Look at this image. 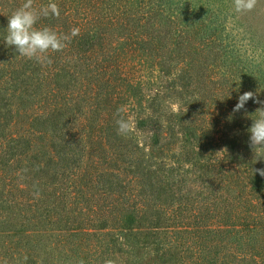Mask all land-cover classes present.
I'll use <instances>...</instances> for the list:
<instances>
[{"label": "trees", "instance_id": "obj_1", "mask_svg": "<svg viewBox=\"0 0 264 264\" xmlns=\"http://www.w3.org/2000/svg\"><path fill=\"white\" fill-rule=\"evenodd\" d=\"M164 9L124 26L144 19L147 32L165 20L161 81L146 94L105 26L80 31L41 65L8 47L0 25V264H264V177L253 173L264 152L249 146L261 105L215 119L245 92L264 101V69L235 55L218 22L199 34L198 13ZM71 22L60 10L35 27L70 34ZM104 92L110 105L94 119L101 109L79 100ZM214 124L220 137L206 138ZM78 237L84 261L65 249Z\"/></svg>", "mask_w": 264, "mask_h": 264}, {"label": "rangeland", "instance_id": "obj_2", "mask_svg": "<svg viewBox=\"0 0 264 264\" xmlns=\"http://www.w3.org/2000/svg\"><path fill=\"white\" fill-rule=\"evenodd\" d=\"M25 2L26 0H0V25L7 24L8 18L12 13ZM49 2L50 0H34V6H44ZM51 2L56 3L60 10L68 11L71 15L73 21V23H70L71 29L79 28L80 31H84L99 25L100 27L105 26L110 29V33L114 32L115 38L111 37L112 41L117 40L120 45L124 46L119 51V56H127V64H125L126 66L123 69L131 74V76L137 77V79L140 77L145 79L146 84H143V87H145H140L145 94L148 92V89H146L147 85L154 87L153 81H161V63L165 61L164 56L167 57V55H161L162 47L165 45V39L162 35L165 32L163 28H158V24L161 26V24L165 23V20L162 17H158L154 20L156 27H148L147 32H144L143 28L144 19H141L137 23L131 22L129 24V30L131 25L134 26L132 32H129V30L125 31L124 26L129 22V19L145 18L146 12L151 9L157 10L159 5L165 7L162 11L166 16H171V11L173 12L178 6L184 8V10L187 9L190 12L198 13L201 16L200 19L202 18L203 21L197 27L199 34L205 31L204 26L206 24L210 26L213 22H218V27L222 28L223 34L227 36V41L231 44L232 50L236 52L235 55L242 57L245 62L250 63L253 69H264V0H256L251 10L243 12L235 11L234 0H51ZM123 11L128 14H124ZM43 19L41 18L40 21ZM62 23H65L64 18L52 25L60 26ZM64 33L66 34L67 32L64 31ZM2 36L3 34L0 31L1 39H3ZM124 36H127V39H121ZM150 36H153L154 39H151ZM196 36L198 39L196 44L202 49L203 44H200L201 38L199 35ZM200 61L202 60L200 59ZM213 69L216 68L213 66L209 67L207 72L210 78L215 79L216 75L212 74ZM124 88L126 91L127 88ZM125 99H121V101L124 102ZM79 101L82 105L89 104L101 109V112L94 113V119H102L103 115H105L103 111L110 105L106 92L94 99L92 98V93L86 94ZM173 103H175L173 105L174 110H177L179 102ZM230 103L234 102H231V100L226 102L225 110L222 111L220 118L215 116L217 124L223 119L224 112L229 116L233 111L230 108ZM123 108L130 115V121H133L130 104L126 105L124 102ZM209 111L213 113L214 109H210ZM106 115L108 114L106 113ZM25 117L27 119V115L24 113L22 119ZM197 123H199L198 129L200 130V120ZM92 125L94 126L95 124L93 123ZM207 125L206 123L205 128ZM215 125L211 126L212 133L206 135V138L211 137V135L215 139L220 137L218 132L220 131L218 130L220 126ZM132 127H135L134 123ZM138 136L139 139L142 138V135L139 133ZM258 168L264 169L260 166ZM78 238L79 241L72 239L73 241L66 243L65 249L75 259L84 261V254L82 253L86 249L84 246L86 242L84 239ZM24 242L26 243L27 240ZM25 243H21V245L25 246ZM23 250L24 252L29 251L28 249Z\"/></svg>", "mask_w": 264, "mask_h": 264}, {"label": "clouds", "instance_id": "obj_3", "mask_svg": "<svg viewBox=\"0 0 264 264\" xmlns=\"http://www.w3.org/2000/svg\"><path fill=\"white\" fill-rule=\"evenodd\" d=\"M256 0H234V8L237 12L249 11L255 5ZM49 16L59 18V6L50 2L47 5L35 7L34 0L26 2L15 10L8 18L7 35L4 42L8 47L14 48L21 57L35 60L41 65H51L50 53L63 51L71 43L73 37L79 35L80 29L73 28L70 34H59L49 27L36 28L41 18ZM249 100L261 105L257 109L258 118L253 120L249 129L250 147L254 152H264V101H261L253 92H245L238 98L233 112L245 110ZM118 114L120 110L118 109ZM118 131L124 132L127 124L121 119L117 120ZM264 177V169H255L254 172ZM106 264H114L113 260L106 261Z\"/></svg>", "mask_w": 264, "mask_h": 264}]
</instances>
